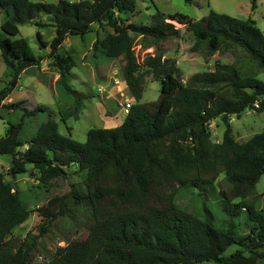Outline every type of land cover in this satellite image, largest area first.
Returning <instances> with one entry per match:
<instances>
[{"label":"trees","instance_id":"trees-1","mask_svg":"<svg viewBox=\"0 0 264 264\" xmlns=\"http://www.w3.org/2000/svg\"><path fill=\"white\" fill-rule=\"evenodd\" d=\"M250 2L253 10L256 0ZM0 12L5 15L0 23V62L11 72L0 90V102L23 71L41 61L26 39L18 37L19 26L34 22L53 30L50 43L39 32L36 36L40 46L49 47L59 74L56 89L63 91L69 114L77 117L92 96L71 87L73 57L58 50L67 36L83 37L93 24L112 30L93 49L107 60L120 59L122 80L134 100L119 126L91 128L83 143L61 134L52 119L22 143L18 136L23 117L44 112V107L4 105L22 112L18 122H7L0 137V155L10 156V176L24 174L31 166L38 186L45 189L71 166L85 177L67 194L37 207L44 222L38 235L20 238L12 231L30 215V194L13 189L0 175V264H262L264 210L255 206L260 197L255 186L264 174V130L238 142L226 120L247 110L264 111V81L257 78L264 72V34L254 20L215 11L195 20L157 11L149 24L127 23L121 15L137 12L135 0H0ZM40 15L46 22L37 21ZM173 22L192 33L206 57L225 46L233 49V61H215L212 71L183 81L175 62L163 58L158 48L161 41L179 36ZM136 45L156 50L139 62ZM147 77L160 82V92L156 100L141 103ZM218 117L225 129L221 141L213 142L208 125ZM215 186L223 203V223L211 210L200 216L176 202V188L206 192ZM78 212L85 214L84 234L46 252L44 262H35L38 238L60 218L78 220ZM242 213L249 235L238 239L228 223ZM232 245L237 248L226 254Z\"/></svg>","mask_w":264,"mask_h":264},{"label":"rangeland","instance_id":"rangeland-1","mask_svg":"<svg viewBox=\"0 0 264 264\" xmlns=\"http://www.w3.org/2000/svg\"><path fill=\"white\" fill-rule=\"evenodd\" d=\"M38 1V0H32ZM55 3L58 0H43ZM70 2L77 0H67ZM137 12L134 15H121L127 19V23L149 24L150 18L157 11L164 14L179 13L189 18L198 20L215 11L221 14L239 19H252L256 26L264 34V0H256L255 8L251 9L250 0H135ZM5 15L0 12V23ZM37 21L46 22V17L40 15ZM179 29L178 37H171L161 41L158 48L164 51L163 58L171 59L178 68L179 75L185 81L191 74L197 72L212 71L215 61L229 64L233 61L232 48L222 47V51L206 57L203 45L196 44L192 33L184 25L173 22ZM18 37L26 39L34 55L40 58L38 66L30 67L23 71L14 90L0 102V137L4 135L7 122H18L22 112L18 109H5L4 105L20 103L22 107L33 110L37 106L44 107V112H37L33 116H24L22 128L18 139L22 143L33 137L39 126L52 119L58 123L61 134H70L78 142L86 141L87 131L91 128H114L119 126L124 118V102L134 104L132 96L129 95L121 76L122 62L120 59L107 60L99 49L94 50L93 44L102 39L112 30L106 25L93 24L91 31L83 37L67 36L59 53H67L73 57L75 66L71 70L69 83L71 87L79 92L92 96L83 102V108L77 117L69 114L67 101L64 99L63 91L56 89L55 85L59 79L56 68L53 67L49 58V47L43 48L37 40L36 33L41 34L44 42L50 43L53 38L51 27L39 28L35 22L19 26ZM156 47L144 48L141 45L134 47V53L141 62L147 55L155 53ZM11 72L0 62V90L9 82ZM264 81V72L257 76ZM119 81L115 85L114 81ZM160 92V82L147 77L143 84L141 103L154 101ZM70 105V104H69ZM67 111V112H66ZM66 112V113H65ZM226 120L231 126L232 135L238 142H245L251 136L264 130V111L258 112L247 110L240 116L229 115ZM225 125L222 117L210 121L208 130L213 142H220ZM10 164L9 155H0V175L11 187L21 193L30 194L28 219L12 231L14 237L25 238L28 233L38 235L39 227L44 223L36 212L37 207L46 205L47 201L54 196L67 194L72 185L77 184L85 177L78 173L76 166L66 169L64 177L52 181L48 189L40 188L36 180V172L27 166V172L16 176L8 174ZM223 175L219 177L222 183ZM218 186L205 191L195 190L190 187L176 188L175 199L179 207L202 216L205 211L211 210L218 223L224 219L223 203L218 196ZM256 192L260 194L257 209L264 210V174L255 186ZM206 195V196H205ZM78 220L71 221L60 218L52 223L47 233L40 236L32 253L35 262L41 263L46 260L45 253L53 252L57 246H63L66 242L73 241L85 232V214L78 212ZM245 213L241 218L232 219L228 225L231 226L236 238H244L249 235V229L245 226ZM232 224V225H231ZM237 247L230 246L226 254L232 253ZM214 264V263H202ZM264 264V261L262 262Z\"/></svg>","mask_w":264,"mask_h":264},{"label":"built area","instance_id":"built-area-1","mask_svg":"<svg viewBox=\"0 0 264 264\" xmlns=\"http://www.w3.org/2000/svg\"><path fill=\"white\" fill-rule=\"evenodd\" d=\"M114 84L115 85H119V81H117V80H115L114 81ZM124 84V86H125V83H123ZM126 87V86H125ZM130 106H131V104L128 102V101H125L124 102V106H123V111H124V113L125 114H127L128 113V110L130 109Z\"/></svg>","mask_w":264,"mask_h":264},{"label":"clouds","instance_id":"clouds-1","mask_svg":"<svg viewBox=\"0 0 264 264\" xmlns=\"http://www.w3.org/2000/svg\"><path fill=\"white\" fill-rule=\"evenodd\" d=\"M126 115V114H125Z\"/></svg>","mask_w":264,"mask_h":264}]
</instances>
